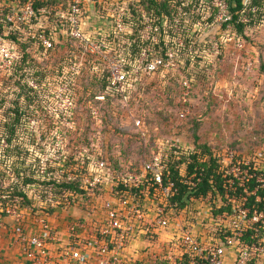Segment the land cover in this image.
<instances>
[{
    "label": "built area",
    "instance_id": "2783aa9c",
    "mask_svg": "<svg viewBox=\"0 0 264 264\" xmlns=\"http://www.w3.org/2000/svg\"><path fill=\"white\" fill-rule=\"evenodd\" d=\"M167 1L173 7L171 18L138 9L140 0H68L66 9L58 8L55 16L60 22L61 32L81 49L74 54L79 68L84 65L98 73L106 70L109 80L106 92L127 105L139 91L142 79L180 67L178 63H185L191 54L200 57L201 47L194 50L188 46L185 50L183 37L175 34L182 20L189 23L186 36L192 39V33H197V37L202 35L205 7L209 16L215 10L212 22L222 24L231 19L228 0ZM34 3L35 0L0 2V21L3 23L0 31V74L7 73L20 57L8 35L18 26L31 24L35 16ZM189 5L193 8L188 14L185 8ZM130 6L137 10L136 18L141 25L138 36L144 43L138 54L133 56L128 35L135 34L131 24L135 18ZM5 7H10V10L1 17ZM189 15L194 16L193 22ZM24 34L28 36V32ZM35 36L45 50L52 47V42L44 34ZM160 41L164 47L160 46ZM73 64L77 67L76 63ZM29 86L36 88L33 81ZM181 90L176 111L180 119L189 112L190 79L183 80ZM104 97V94L96 96L101 100ZM132 123L143 136L141 119L133 118ZM1 146H6L4 141ZM59 148L54 149V160L40 159V172L49 165L55 166L53 175H65L67 180L79 179L82 191L68 192L57 198L49 194L45 201L37 198L40 203L38 209L19 206L17 202L21 198L15 197V204L6 206L5 215H0V230L10 232L12 243L26 264H158L159 261L180 264L185 256L189 264H226L228 249L237 251L236 256L241 263L247 255L254 258L257 245H243L240 238L242 232L254 224L264 228L263 212L255 209L251 212L241 206V223L233 220L234 227L227 229L229 235L207 241L198 237L185 218L181 219L185 207L178 209L172 204L176 186L168 176L173 160L186 152L182 148L178 151L176 143L158 139L150 156L131 170L123 169L122 164H118V168L113 167L101 149L93 145L76 150L72 159L65 157V150L60 151ZM260 155L255 154L258 158ZM85 159H88L86 166ZM252 160L255 162V158ZM253 168L258 170L255 166ZM240 172L244 178L254 175L246 169ZM228 174L237 177L234 173ZM165 175L168 176L166 181ZM180 176L183 184L194 186L193 175L187 177L182 170ZM257 178L264 182L263 178ZM228 182L232 183V180ZM73 209L80 211L79 214L72 213ZM141 236L144 239L140 243L145 247L134 250V253L142 255L128 258L125 250L130 241L136 242ZM160 242L161 246L158 245Z\"/></svg>",
    "mask_w": 264,
    "mask_h": 264
},
{
    "label": "rangeland",
    "instance_id": "374dc122",
    "mask_svg": "<svg viewBox=\"0 0 264 264\" xmlns=\"http://www.w3.org/2000/svg\"><path fill=\"white\" fill-rule=\"evenodd\" d=\"M50 1H46L47 6ZM46 13L37 23L32 21L28 26L17 28L23 37L24 32H28L30 39L45 29L50 30L55 43L47 53H39L35 43L30 48L36 57L33 59L42 62L45 70L44 82L36 88L42 108H36L37 111L34 107L27 108L18 130V134L27 139V147L33 149L31 158L50 161L54 160L57 147L60 151L71 148L73 151L93 145L102 152L117 155L118 164L126 170L142 158L141 148L146 147V152L149 151L154 138L168 139L188 152L195 148L196 135L198 143L206 144L220 159L225 174L234 173L242 181L241 166L250 162L264 179V20L246 28L244 37L234 35L230 25L223 30L220 22H205L202 35L197 37L202 43L200 60L196 61L195 54H191L188 64L178 63L180 67L142 79L139 91L127 108V105L118 104L115 97L101 100L92 96L98 93L97 87L89 86L92 80L88 75L92 72L86 70V75L80 70L79 61L69 54L60 25H54V20ZM203 14L205 19L209 17L206 7ZM185 78L191 80L192 92L187 105L189 112L180 119L176 111ZM15 94L12 87L5 89L0 85V100L6 96L5 103H0V123L5 118L2 114L9 99ZM133 118L141 119L144 136L138 134ZM257 153L261 154L259 158L255 156ZM9 181L7 176L4 184ZM28 194L38 209L40 203L35 189L31 188ZM219 205L221 201L217 197H207L203 201L191 199L181 219L185 218L192 225L198 237L216 240L220 238L219 234L234 227L233 220L241 223L243 219L237 201L231 200L230 214H215ZM79 212L72 210L75 214ZM258 235L253 259L247 255L241 263L237 251L228 249L225 263L264 264V228ZM143 239L141 236L136 242L130 241L125 250L128 258L142 255H135L134 250L145 247L140 243ZM158 245L161 246V242ZM4 252L0 248V264L6 262ZM158 264L166 262L159 261Z\"/></svg>",
    "mask_w": 264,
    "mask_h": 264
},
{
    "label": "trees",
    "instance_id": "16d2710c",
    "mask_svg": "<svg viewBox=\"0 0 264 264\" xmlns=\"http://www.w3.org/2000/svg\"><path fill=\"white\" fill-rule=\"evenodd\" d=\"M7 1V0H0ZM17 1V0H8ZM47 0H35L34 10L35 16L33 17V23H37L38 18L43 16L44 13L48 14L54 25L58 27L60 22L55 16V12L58 8L66 9L68 0H51L50 7L46 4ZM228 10L231 13L230 21L221 24V28L225 30L229 25L234 33V35L243 36L246 28H251V26H257L264 20V0H228ZM192 6L189 5L185 9L189 12L192 10ZM41 9H44L42 12ZM147 13H152L156 16L161 14L167 15L171 18L170 14L173 12V7L167 0H140V7ZM10 7H5L2 9L3 17L8 13ZM213 10V9H212ZM130 11L133 15L134 22L131 24L134 28V35H128L131 41V50L133 54H138L144 43L141 42L138 36V28L141 26L139 20L136 18L135 12L137 10L132 9L130 6ZM204 20V23H211L214 19V12ZM191 21L193 22V15H189ZM245 18V21L243 20ZM4 21V20H3ZM203 23V24H204ZM189 23H184L183 20L179 24L178 29H176V36H182L184 39V49L187 50L188 46L192 49H197L202 46L197 40V33H192V39L186 36L188 33L187 26ZM3 29V23L0 21V31ZM172 32H170L171 34ZM39 34H44L52 42V47L45 50L41 44L38 36L30 39V37H23L21 33L16 29L8 35V38L15 45V50H18L20 57L13 64L7 73L0 74V85L4 88L12 87V92H16L15 96L8 101V107L5 109V118H3L2 123H0V195H7L5 198L0 197V215L4 216V209L8 205L15 204L14 198L19 197L21 200L18 203L19 206H26L30 208H35L34 202L31 196H29V190L31 188L35 189V193L40 199V201H45L47 196L51 194L53 198L61 197L63 194L73 191H82L79 188V179L67 180L63 177H57L53 175L55 166L49 165L44 172H40V159L41 158H31V152L33 149L27 147V139L19 135L18 130L22 127L23 115H26L27 108L34 107L42 108L40 103L41 100L37 94V85H41L44 82V67L41 65L42 62H37L33 58L30 48L35 43L39 53H47L49 50L53 49L54 39L52 38V33L50 30L41 31ZM37 34V35H39ZM174 35V34H172ZM244 37V36H243ZM29 39V40H28ZM68 51L70 55L79 53L80 47L77 44L66 37ZM161 47H164L163 41L159 42ZM134 52V53H133ZM201 57V56H200ZM200 57L195 56L196 61L200 60ZM186 63H189V58H187ZM91 66V65H89ZM80 70L84 74L88 75L86 70L87 66H81ZM79 70V71H80ZM92 74L88 77L92 80L89 86H95L98 88V93L92 96H97L104 94L107 100L114 99L107 92V87L109 84L108 74L106 70L101 73L91 69ZM61 73V70L57 72ZM33 81L36 84V88L29 86V82ZM3 84V85H2ZM88 84V83H87ZM136 93L134 94V96ZM133 96V95H132ZM6 96H3L0 103H5ZM130 100L127 104L132 103ZM118 104H122L118 102ZM37 111V109H36ZM141 137L142 134L138 133ZM145 134V132H144ZM26 136V135H23ZM144 136V135H143ZM24 139V141H22ZM159 138L153 139V144L150 146L148 152L147 148L144 147L142 150V158H139L134 165H130L127 169H132L138 167L142 159H147L151 154V149L154 147L155 143ZM4 141L6 146L2 147L1 142ZM195 148L192 151H186L185 153H180L177 159L173 160L170 166L171 179L174 180L176 186V193L172 197V204L178 209H183L191 199H205L217 197L221 201V205L217 207L214 213L220 214H230L231 212V198L234 201L240 203L243 208H248L251 212L255 209L258 212L264 213V182L258 180V176H262L258 170H255L252 163L249 165H242L243 169H246L249 174H254L251 177H245L242 181L238 177H234L232 174H225L221 166V161L215 155L206 144H199L198 137L194 135ZM37 149L38 145H35ZM181 149H177L178 151ZM64 156L72 159L76 155V150L72 151L66 149ZM92 153V152H90ZM102 155L107 157L109 162L113 167L118 168V158L117 155H111L108 151L102 152ZM123 160V159H122ZM88 159L84 160V166H86ZM183 172L187 177L193 175L194 186L183 184L181 182L182 177L180 173ZM48 173V174H47ZM9 176L10 181L4 184V179ZM167 175L164 176L165 181L167 180ZM232 183H229V180ZM122 188V187H121ZM251 214V213H250ZM256 229V230H255ZM261 230L260 224H254L252 227L244 230L241 235V243L246 246H250L252 243L257 244L260 238L258 232ZM230 233L227 231L225 233L219 234L223 239ZM180 264H189L187 256Z\"/></svg>",
    "mask_w": 264,
    "mask_h": 264
},
{
    "label": "crops",
    "instance_id": "0c3cea01",
    "mask_svg": "<svg viewBox=\"0 0 264 264\" xmlns=\"http://www.w3.org/2000/svg\"><path fill=\"white\" fill-rule=\"evenodd\" d=\"M61 223H63V220L59 222V227L61 226ZM0 232H2V237H0V248H3V250L5 251L3 253L5 255V264H26L23 257L18 253L17 249L13 245L10 232Z\"/></svg>",
    "mask_w": 264,
    "mask_h": 264
}]
</instances>
